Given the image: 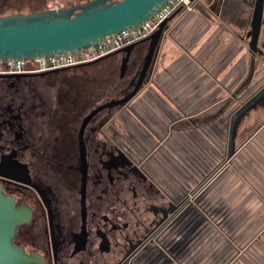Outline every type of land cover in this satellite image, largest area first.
Wrapping results in <instances>:
<instances>
[{
	"label": "flooded vegetation",
	"instance_id": "obj_1",
	"mask_svg": "<svg viewBox=\"0 0 264 264\" xmlns=\"http://www.w3.org/2000/svg\"><path fill=\"white\" fill-rule=\"evenodd\" d=\"M263 16L264 0L258 33ZM148 42L133 45L119 76L141 65L118 85L112 69H89L92 63L0 75V189L19 219L11 242L42 264H209L216 257L208 255L203 189L223 162L210 174L202 162L197 188L180 170L192 168L193 149L207 146L208 115L156 89L152 101L144 97L138 125L125 126ZM263 89L264 82L255 88L252 107H264ZM192 131L204 139L195 135L193 143ZM240 253L235 247L214 264H237Z\"/></svg>",
	"mask_w": 264,
	"mask_h": 264
},
{
	"label": "rangeland",
	"instance_id": "obj_2",
	"mask_svg": "<svg viewBox=\"0 0 264 264\" xmlns=\"http://www.w3.org/2000/svg\"><path fill=\"white\" fill-rule=\"evenodd\" d=\"M243 1L244 4L241 7L243 14L240 15L248 17V22L240 28L233 26L226 18L221 17V0H196L189 11L176 13L165 25L162 36L157 42L156 52H153L150 60V71L144 79L142 78L140 91L131 100L128 111L124 112V117L130 123H125V126L133 129V126L138 125L137 118H142L141 110L146 111L141 109L145 101L144 97L149 96L148 101H152L151 98H154L156 89H158L161 96L167 101L177 99L178 106L183 104L187 109L196 105L199 111L208 115L210 119L208 148L202 153V156L200 151H192L195 160H192V168H188L189 171L184 167L180 168L182 172H185L186 181L192 185V188L199 187L202 182L200 178L202 162L205 163L206 160L208 168L205 170L208 169L207 173L210 174L224 161L223 170H221L223 174L227 175L228 169L233 168L232 155L236 151L237 145H242L251 138V134L257 127L261 124L264 125V107H251L249 110L241 112V115L236 118L238 107L247 103L252 98L251 95L255 88L264 82V23L257 36L256 51L251 52L249 50L250 35L246 37V33L250 31L254 0ZM83 2V0H0V17L53 8L66 9L70 6L85 4ZM217 43L218 45H216ZM181 45L188 55L183 49H180ZM147 46L145 44L140 49L142 58L146 54ZM132 49L127 54L114 52L115 54L112 56L109 55L92 63L94 65L89 69L100 71L112 69L113 83L118 85L120 81L134 75L141 65V61H139L138 68L126 73L123 78L119 76L122 58L127 57V61ZM114 94L116 93L114 92ZM144 106L146 107L147 104ZM116 125L118 128L123 126L122 123ZM211 125L214 126V132H216V128L224 129L219 142L216 136H213ZM231 126H233L234 134L233 149L228 155L227 138ZM192 132L197 135L195 131ZM197 136L199 139L202 137L199 131ZM202 138L204 139V136ZM178 154L180 153L178 152ZM238 175L242 176L241 173ZM211 184H206L203 192L206 194L215 185L213 198L216 201V181L213 185ZM229 196L231 197L232 194ZM239 204L238 199L230 203L232 206L229 211L230 215H237L229 217L231 221L235 219L248 220V216L244 217L246 212L238 209ZM226 209L229 210V208ZM238 213L241 215L238 216ZM263 219L264 215L259 216L258 224L254 228L262 226ZM225 236L226 239L232 240L233 230L226 231ZM235 236L240 243L243 242L246 246V250L239 255L240 262L238 264H264V231L260 233L253 231L252 235L242 231L235 233ZM251 236L257 240L255 247H249V237ZM214 242L215 248L213 247ZM217 243L215 233L214 238L208 244L209 254L211 251L212 254L216 252ZM200 255L207 256L206 251H202ZM208 260L209 264L215 263V257L212 259L208 257ZM235 263L234 260L233 264Z\"/></svg>",
	"mask_w": 264,
	"mask_h": 264
},
{
	"label": "water",
	"instance_id": "obj_3",
	"mask_svg": "<svg viewBox=\"0 0 264 264\" xmlns=\"http://www.w3.org/2000/svg\"><path fill=\"white\" fill-rule=\"evenodd\" d=\"M164 2L165 0H92L66 9L53 8L0 17V59H31L36 56L87 48L104 36L141 24ZM262 6L263 0H254L249 43L251 52L254 51L257 40ZM176 13L174 12L159 25L157 30L142 40L149 41L147 54L144 57L140 77L128 96L140 86L162 30ZM135 44L137 43L118 52L127 54ZM126 58L122 59L121 69L125 66ZM262 91L264 92V89ZM255 99L254 96L241 105L236 111V118L241 112L249 110L254 105ZM233 135V126H231L227 138L228 155L233 149ZM18 221L12 199L4 195L0 189V264H42L37 256L26 254L21 247L12 244L11 239Z\"/></svg>",
	"mask_w": 264,
	"mask_h": 264
},
{
	"label": "crops",
	"instance_id": "obj_4",
	"mask_svg": "<svg viewBox=\"0 0 264 264\" xmlns=\"http://www.w3.org/2000/svg\"><path fill=\"white\" fill-rule=\"evenodd\" d=\"M216 45H218V43ZM180 49H183V51H185V54L188 55L182 45ZM188 58L191 59L190 57ZM206 71H208V68H206ZM215 131L216 132H214L212 129V132L214 133L213 136H216L217 139H219V136H223L222 134H219L218 130ZM196 139L197 137L193 135V143H196ZM207 148L208 145L205 148L200 146L199 150L193 149V151H200L202 156V153ZM232 157L234 165L232 169H228L227 175L222 173V168L224 166L223 161V164L218 172L208 180L207 184L212 183L211 185H213L216 181V201H214L213 198L215 185H213L206 194L204 193L205 195L203 196V205H205L206 209V212H204V214L207 216V222L209 226L208 230L210 233L209 242L214 238L215 233L218 241L217 250L216 252H214L216 256L215 262L217 263L226 261L232 254L233 248L235 247L240 248L241 253L246 250V246H244L245 244L243 242H241L242 244L240 243V241L236 238L235 233L246 231L249 232L250 235H252L253 231H257L259 233L261 231H264V219L262 226H257L254 228V226L258 224V217L264 215L263 124H261L255 131H253V133L251 134V138H249L242 145H237V149ZM193 160H195L194 156ZM238 173H241L242 176L238 175ZM230 194H232L231 197L229 196ZM237 199L240 202L238 209H242L246 212V215H244V217L248 216V220L235 219L231 221V218H229L237 216H231L229 212L232 208V206L230 205L231 201L235 202ZM226 208H229V210H227ZM239 215H241V213H238V216ZM231 230H233L232 240L226 239L225 232H230ZM249 241V247H255V245L257 244V240L256 238H253V236L249 237ZM213 247H216L215 242L213 244ZM208 255L210 257L212 256L209 253Z\"/></svg>",
	"mask_w": 264,
	"mask_h": 264
},
{
	"label": "built area",
	"instance_id": "obj_5",
	"mask_svg": "<svg viewBox=\"0 0 264 264\" xmlns=\"http://www.w3.org/2000/svg\"><path fill=\"white\" fill-rule=\"evenodd\" d=\"M196 0H165L141 24L104 36L87 48L36 56L31 59H0V75H29L96 62L147 38L174 12L189 11Z\"/></svg>",
	"mask_w": 264,
	"mask_h": 264
},
{
	"label": "trees",
	"instance_id": "obj_6",
	"mask_svg": "<svg viewBox=\"0 0 264 264\" xmlns=\"http://www.w3.org/2000/svg\"><path fill=\"white\" fill-rule=\"evenodd\" d=\"M83 3L90 2L92 0H83ZM244 4L243 0H221V17L226 18L233 26L242 27L248 22V17H241L243 14L242 6ZM32 12V11H31ZM239 15V16H238Z\"/></svg>",
	"mask_w": 264,
	"mask_h": 264
}]
</instances>
